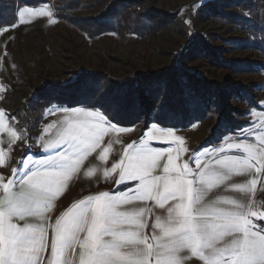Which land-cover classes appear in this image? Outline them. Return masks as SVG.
<instances>
[{
	"label": "rangeland",
	"instance_id": "obj_1",
	"mask_svg": "<svg viewBox=\"0 0 264 264\" xmlns=\"http://www.w3.org/2000/svg\"><path fill=\"white\" fill-rule=\"evenodd\" d=\"M25 7L35 11L21 22L17 12ZM111 7L108 15L117 9L124 14L114 24L117 30L90 32L85 28L90 22L79 21L100 20ZM136 19L142 27L133 30L131 22ZM262 42L264 0H46L18 7L15 22L0 27V111L7 114L0 117V184L43 171L45 162L59 155L76 159L70 126L98 125L99 141L144 138L141 141L156 148L166 145L154 141H197V152L221 141H251L264 149ZM160 70L193 77L201 89L208 85L213 97L222 91V106L212 103L201 120L185 128L154 121L146 129L142 123L119 125L87 107H26L34 91L70 85L83 72L105 71L103 91L110 81ZM112 127L121 130L116 133ZM62 138L64 143L59 144ZM262 169L258 186L264 213ZM9 188L16 194V184Z\"/></svg>",
	"mask_w": 264,
	"mask_h": 264
},
{
	"label": "snow or ice",
	"instance_id": "obj_2",
	"mask_svg": "<svg viewBox=\"0 0 264 264\" xmlns=\"http://www.w3.org/2000/svg\"><path fill=\"white\" fill-rule=\"evenodd\" d=\"M34 11L25 7L18 10L17 15L23 22L25 14L32 15ZM6 115L0 111V117ZM87 115L91 116L92 113L89 112ZM97 127L98 125L91 127L80 125L75 128L70 126L68 135L70 141H76L73 148L78 158L73 160L68 154L59 155L45 162L49 167L43 172L26 173L20 180V183L29 189L26 194L22 193L20 197H17L10 190L9 184L17 183L15 179L0 184L3 188V198L0 199V264H40L39 254L46 247L47 233L44 230L46 226L41 224L31 227L26 224L24 227H19L12 222V218L19 217L23 220L26 215H39L42 220L46 219L43 213L49 212L52 208L49 201L59 190L55 187L59 177L69 179L70 173L76 170L75 166L82 162L83 156L89 149L98 146ZM174 139L178 140L179 137ZM260 142L264 144V137ZM63 143L62 138L59 144ZM59 144L56 146L58 147ZM128 147L132 148L133 145ZM233 147L237 150L243 148L249 153L250 158L252 157L253 150L250 145H229V148ZM104 151L107 152V149ZM172 151V148L168 149V163L163 166L164 176L154 174L160 167L158 161L164 153L153 151L147 146L137 148L130 157H127L126 167L122 164H114L113 171L120 169L117 186L127 182L129 185L138 183L139 187H128L121 197L110 196L109 192H100L95 197H89V204L93 200L96 201L90 209V217L85 201L73 204L67 212L55 220V225L52 226L50 245L52 256L55 258L58 251L63 256L65 249L80 243L79 264H112L114 256L121 257L122 245L133 244L144 245V248L132 253L139 257L135 264H146L144 257L151 258L154 249L156 256L167 257L165 260H158L157 264H186L192 258H198L204 264H264V235L251 230V221L243 211L234 212L221 207V205L236 202L223 196H218L210 204L204 200L208 191L230 179L229 172L234 171L237 166L247 168L249 163L233 158L230 166L225 159H220L216 163L221 168H227V172L221 169L210 172L197 171L191 173V179L185 178L189 176V165L186 163L182 170L177 171L176 180L173 182L167 179L170 165H172ZM193 159H196L195 153ZM13 171L15 174L16 170ZM107 175L108 173H105V176ZM161 181H164L162 191L160 190ZM251 183L255 184L256 180L253 179ZM134 192L136 195H132ZM151 199H155L160 208L165 207V201H173L167 207L168 221L176 226L163 227L159 217L153 225V228L161 229L170 243L161 242L158 235L141 236L139 229L147 226L142 219L145 208L127 212L120 211L117 207L120 203L130 204L135 200ZM251 215L256 216V213ZM258 219H264V216ZM124 224L134 225L135 231H125L123 227L117 229V225ZM85 231L87 235L81 242L78 234ZM233 233L241 235L233 236ZM103 236L112 239L101 243ZM225 236L232 237L230 243L224 241ZM89 240H93L91 247H89ZM152 240L157 241V244L154 245ZM221 241H224L223 247L220 246ZM118 249L120 251H117ZM161 249L164 251H160ZM182 249L187 251L182 253ZM226 256L228 259H225ZM57 264H71V262L67 256H64V259Z\"/></svg>",
	"mask_w": 264,
	"mask_h": 264
},
{
	"label": "crops",
	"instance_id": "obj_3",
	"mask_svg": "<svg viewBox=\"0 0 264 264\" xmlns=\"http://www.w3.org/2000/svg\"><path fill=\"white\" fill-rule=\"evenodd\" d=\"M108 127L109 125L106 126L107 129ZM112 128V131L116 130V133L121 130L114 129V127ZM121 134L126 135V133ZM142 139L144 138H140L136 141H133L132 139L127 140L126 138H123L122 140L117 139L116 141H99L98 146L89 149L88 153L83 156L82 162L75 166L76 170L70 173L69 179L65 180L63 176L59 177V182L55 185V187H58L59 190L56 191L55 196L49 201L52 208L49 212L43 213L46 219L42 220L39 215H26L23 220L16 217V224L19 227H24L26 224L31 227H36L41 224L46 226L44 229L47 233L45 237L46 247L42 249L39 254L40 264H50V262H52V264H57V262L64 259V256H67L71 264H79V254L81 251L80 243L74 244L70 249H65L63 256L59 251L55 258L52 256L50 245L52 226L55 225V220L67 212L73 204H79L80 201H85L87 204L89 209L88 215L90 217V209L96 204V201L93 200L89 204L88 198L95 197L100 192H109L110 196L121 197L128 187L135 186L138 188V183L135 185H129L126 182L117 186L116 181L120 179V169L117 168L113 171V165L122 164L126 167L128 163L127 157H130L137 148L142 146H147L153 151H161L164 153L158 161L160 167L156 169L154 173L155 175L160 176L165 175L163 172V166L168 163V149L172 148V165H170V171L167 174V179L173 182L176 180L177 171L182 170L183 165L186 163L189 165V176L185 178L191 179V173L197 171L210 172L215 169H221L222 171L227 172V168H221V166L216 163V161L220 159H225L230 166L233 158L237 161L248 162L249 167L242 168L237 166L234 171L229 172L228 175L230 176V179L220 184L219 187H213L210 191H208L204 200L210 204L212 201L216 200L218 196H223L235 201V204L221 205V207L234 212L243 211L248 215V218L251 221V230L259 235H264V228L260 227V221L264 222V219H258V217L264 216V213H262L261 210L262 202L259 198L261 189L260 186H258L262 176V168L264 167V163H261L264 161L263 146L260 148L258 146L256 148L254 143L251 141H221L215 146H206L199 149L197 152V141H154L155 143L166 145L164 148H156L146 145L147 141H141ZM235 144L250 145L253 150L252 157L250 158L249 153L244 151L243 148L239 150L234 147L229 148V145ZM129 145H133V147L129 148ZM156 146L159 145L156 144ZM105 149H107V152L104 151ZM194 153L196 154L195 160L193 159ZM197 154L199 155L197 156ZM102 156L103 159H101ZM198 165L203 167H199ZM48 167L49 166H46V168ZM40 171L43 172L42 170ZM56 171H59V169H56ZM105 173H108V175L105 176ZM253 179L256 180L255 184L251 183ZM20 180L21 178L16 183L17 197H20L22 193L26 194L29 191L26 185L20 183ZM163 183L164 181L160 182L161 191L163 190ZM132 195H136V193L134 192ZM164 203L165 207L160 208L155 199L135 200L130 204L120 203L117 207L118 210L127 212H134L139 208H145L146 211L142 219L145 221L147 226L139 229L141 236L152 237L154 235H158L161 242L170 243V241L164 237L160 228H153V225L156 224L157 217L160 218V223L165 228L176 226L174 223H170L168 221L167 207L172 204L173 201L168 200ZM251 213H256V216L251 215ZM5 222H7L6 218ZM120 227H123L125 231H135L134 225H117V229ZM78 235L80 237V241L83 242L84 237L87 235V231L79 233ZM236 235L241 234L233 233V236ZM231 238L232 237L225 236L224 241H228L230 243ZM94 239L95 233L93 234V240ZM111 239V237L103 236L100 242L103 243L104 241H110ZM93 240H89V247L92 246ZM224 241L220 242L221 247L224 246ZM151 242L154 245L157 244V241L155 240H152ZM142 248H144V245H122L123 251L121 257L117 258L114 256L112 264H135L139 257L132 255V253L138 252ZM117 251H120V249ZM160 251L163 252L164 250L161 249ZM186 251V249L181 250L182 253ZM205 251L207 252L208 250L206 249ZM124 253H127V255H124ZM188 255H190V253H188ZM144 259L146 264H157L158 260H165L167 257L156 256L154 249L153 256L151 258L144 257ZM225 259H228V257L226 256ZM186 264H204V262L200 261L198 258H192L189 259Z\"/></svg>",
	"mask_w": 264,
	"mask_h": 264
},
{
	"label": "trees",
	"instance_id": "obj_4",
	"mask_svg": "<svg viewBox=\"0 0 264 264\" xmlns=\"http://www.w3.org/2000/svg\"><path fill=\"white\" fill-rule=\"evenodd\" d=\"M44 2L46 0H0V27L15 22L18 7ZM112 10L113 7L100 20L79 21L86 24L90 22L85 27L90 32L117 30L114 24L119 23L124 14L117 9L113 16L108 15ZM131 25L133 30L142 27L138 19L132 20ZM106 78L105 71L94 75L83 72L70 85L43 86L34 91L26 107L32 110L53 106L87 107L101 111L111 122L123 126L142 123L146 129L152 122L158 121L162 125L185 128L201 120L207 114L209 105L214 103V106H222L224 101L222 91L213 97L208 85L202 84L201 89L193 77L185 78L177 71L160 70L150 75L135 72L133 77L123 82L110 81L102 91L101 84ZM218 130L222 132L219 127ZM212 142L201 141L200 144Z\"/></svg>",
	"mask_w": 264,
	"mask_h": 264
}]
</instances>
